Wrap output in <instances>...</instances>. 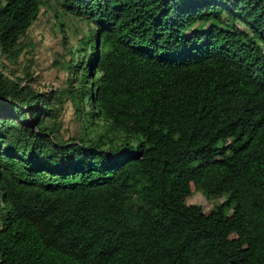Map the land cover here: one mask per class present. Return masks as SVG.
I'll return each mask as SVG.
<instances>
[{
	"label": "trees",
	"instance_id": "1",
	"mask_svg": "<svg viewBox=\"0 0 264 264\" xmlns=\"http://www.w3.org/2000/svg\"><path fill=\"white\" fill-rule=\"evenodd\" d=\"M50 2L88 26L61 92L104 132L63 139L0 68V264H264V0H0V56Z\"/></svg>",
	"mask_w": 264,
	"mask_h": 264
},
{
	"label": "rangeland",
	"instance_id": "2",
	"mask_svg": "<svg viewBox=\"0 0 264 264\" xmlns=\"http://www.w3.org/2000/svg\"><path fill=\"white\" fill-rule=\"evenodd\" d=\"M87 28L84 20L65 13L59 6L50 2L41 6L36 20L26 30L25 36L21 37V42L26 47L17 60L12 62L0 56V68L5 74L24 76L27 73V78L35 89L50 91L55 93L54 96H59L60 102L56 105L57 116L54 122L63 139L94 137L104 132V126L100 123L85 128V122L77 117L71 100L66 93L61 92L68 85H71V88L79 86L80 78L76 81L74 74L64 67V62L69 59V50L76 48L79 38L87 35ZM75 56L82 55L79 53ZM224 199V196L206 198L196 191L186 202L198 204L203 211H207Z\"/></svg>",
	"mask_w": 264,
	"mask_h": 264
}]
</instances>
